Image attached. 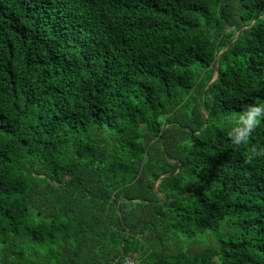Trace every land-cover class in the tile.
I'll list each match as a JSON object with an SVG mask.
<instances>
[{"label": "trees", "instance_id": "16d2710c", "mask_svg": "<svg viewBox=\"0 0 264 264\" xmlns=\"http://www.w3.org/2000/svg\"><path fill=\"white\" fill-rule=\"evenodd\" d=\"M251 104L264 0H0V264H264Z\"/></svg>", "mask_w": 264, "mask_h": 264}, {"label": "clouds", "instance_id": "9594fccd", "mask_svg": "<svg viewBox=\"0 0 264 264\" xmlns=\"http://www.w3.org/2000/svg\"><path fill=\"white\" fill-rule=\"evenodd\" d=\"M234 126L228 131L227 138L234 148L250 147L247 162L251 163L255 157L264 154L251 147V139L257 128L264 122V106L248 105L234 117Z\"/></svg>", "mask_w": 264, "mask_h": 264}, {"label": "built area", "instance_id": "2783aa9c", "mask_svg": "<svg viewBox=\"0 0 264 264\" xmlns=\"http://www.w3.org/2000/svg\"><path fill=\"white\" fill-rule=\"evenodd\" d=\"M118 264H136L135 261L133 259H131L130 257H125L122 259L121 262H119Z\"/></svg>", "mask_w": 264, "mask_h": 264}, {"label": "water", "instance_id": "95a60500", "mask_svg": "<svg viewBox=\"0 0 264 264\" xmlns=\"http://www.w3.org/2000/svg\"><path fill=\"white\" fill-rule=\"evenodd\" d=\"M240 34V32L238 33V34H236L235 35V37L232 39V41L227 45V47L226 48H228L229 47V45L233 42V41H235L236 40V38H237V36ZM226 48L223 50V51H225L226 50ZM222 51V52H223ZM219 54H221V53H219ZM217 63H216V67H215V74H214V78L213 79H216V77H217ZM156 186H157V184H156ZM155 186V187H156Z\"/></svg>", "mask_w": 264, "mask_h": 264}]
</instances>
